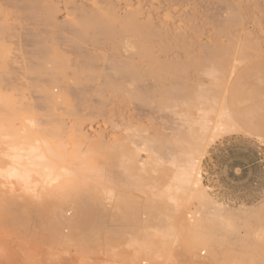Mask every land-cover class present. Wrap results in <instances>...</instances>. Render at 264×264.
Wrapping results in <instances>:
<instances>
[{"label": "bare ground", "instance_id": "bare-ground-1", "mask_svg": "<svg viewBox=\"0 0 264 264\" xmlns=\"http://www.w3.org/2000/svg\"><path fill=\"white\" fill-rule=\"evenodd\" d=\"M112 1L98 0L87 11L86 0H0V143L4 147H0V178L11 185L21 183L29 193H34L38 184L58 186L82 174L99 181L103 170L96 171L93 164L83 162L82 155L67 153L62 131L53 125L63 121L51 107L67 106L70 115L76 109L74 101L120 99L141 110L152 107L156 116L170 123L171 131L158 136L128 131L126 141L132 148L120 144L116 151L122 183L107 178L108 185L100 188L102 246L111 249L122 233L129 235L127 245L133 249L130 256H115L112 264H180L182 258L189 264H264V198L251 207H231L215 200L202 184L201 163L214 137L237 128L223 105L228 73L224 54L231 50L206 52L211 67L206 71H201L198 63L163 60L167 53L163 43L171 38L167 32L156 31L151 23L141 27L136 13L118 15L121 6L114 7ZM243 1L244 6L233 0L221 8L230 15L228 12L224 24H216L219 31L231 36L242 24V9L254 13L252 0ZM163 3L159 1V5ZM66 32L72 36L67 52L73 57L59 59L52 44L61 41ZM235 38L231 37L232 42ZM241 42L242 51L233 50V57L250 54V38ZM85 45L99 46L89 49ZM106 45L107 55L95 54L98 49L108 51ZM189 71L208 78L210 85L193 87L184 79ZM17 80L40 93L36 98L42 103L32 107L44 113L40 115L35 108L36 114L32 113L30 107L25 109L2 93L1 89L5 91ZM141 153L146 158L137 161ZM157 167L164 170V183L153 186L155 192L133 183L134 171L153 174ZM118 189L141 192L143 208L132 204L127 195L118 194ZM81 202L82 207L89 205L84 199ZM106 203L112 205L111 219H106L108 211L103 210ZM127 221L139 227H114ZM60 226L59 222L53 230L56 237L60 236ZM76 250L82 257L93 253L84 244L76 245Z\"/></svg>", "mask_w": 264, "mask_h": 264}, {"label": "rangeland", "instance_id": "rangeland-1", "mask_svg": "<svg viewBox=\"0 0 264 264\" xmlns=\"http://www.w3.org/2000/svg\"><path fill=\"white\" fill-rule=\"evenodd\" d=\"M96 1L98 2L86 0L85 9L91 11L92 3ZM159 1L113 0L112 5L116 7L120 4L118 15L136 13L137 23L141 27L151 23L156 31L164 29L167 32L171 38L163 43V48L167 51V58L164 57L163 60L180 64L198 63L202 66L200 70L206 71L204 69L211 68L207 63L206 52L211 53L221 48L231 50L230 54H224L228 73L223 105L226 111H230L234 126L240 128H234L236 132L221 133L222 135L214 137L208 148V155L201 163L202 184L209 188L208 192L212 197L228 206L256 205L264 198V0L250 2V7L254 9L253 15L248 9H242V24L234 28L231 36L219 31L216 24L227 21L229 10L226 13V9L221 8L227 7V3L228 6L231 5L233 0H161L164 1L162 5H159ZM237 1L244 6L243 0ZM70 13L72 18L75 17L74 12ZM175 35H179L180 39H174ZM231 37H236L235 41L232 42ZM245 38H250L251 41L252 46L248 44L250 54L233 57V50L242 51L241 41ZM71 39L72 36L66 32L63 41H56L57 45L53 42L52 46L59 59L73 57V54L67 52L70 49L67 41L70 44ZM97 46L99 45L86 47L95 49ZM106 48L108 51L98 49L95 54L107 55L109 46L106 45ZM1 71L0 66L2 80ZM184 79L193 87L210 85L208 78L194 71L186 73ZM70 82L72 85L73 81ZM19 83V80L12 82L5 91L1 89L2 93L22 103L21 107H30L31 112L36 114L33 109L35 107L32 106L41 102L36 98L40 93ZM74 102L76 116L68 114L67 106L62 104L51 107L55 116L63 121L60 125H53L58 132L62 131L61 137L68 144L67 153L82 155L83 162L93 164L92 168L96 171L103 170V175L99 181L95 176L82 174L58 186L38 184L32 191L34 193L24 191L19 182L12 183H17L16 187L11 185V181L0 178V264H112L116 261L115 256L132 255L133 249L127 245L130 238L127 234L120 233L111 249L102 246L100 188L108 185L107 178L115 183H122L117 167L120 160L116 151L120 144L132 148L126 141L128 131H147L150 136L167 135L171 131V125L164 117L156 116L158 114L151 110L152 107L141 110L120 99L100 102L104 104L96 100L93 103ZM127 110L130 112L127 113ZM35 111L40 115L44 113L39 108H35ZM195 112L192 110L196 116ZM0 147L4 148L1 143ZM140 158L145 160L146 155L141 153L136 160ZM163 174L161 167H157L153 174L134 171L133 183L144 190L155 192L153 186L164 183ZM19 187L21 188L16 190ZM117 193L127 195L132 204L140 210L143 208L145 199L138 190L118 189ZM83 199L89 203L88 206H81ZM92 203L99 205L94 207ZM103 210L108 211L106 219L113 217L112 205L106 203ZM59 222L62 226L59 227L60 236L56 237L53 230L58 227ZM114 227L125 230L127 227L136 229L139 225L127 221ZM80 244L91 248L94 254L82 257L76 250V245ZM185 259L182 258L180 264H187L188 260Z\"/></svg>", "mask_w": 264, "mask_h": 264}, {"label": "crops", "instance_id": "crops-1", "mask_svg": "<svg viewBox=\"0 0 264 264\" xmlns=\"http://www.w3.org/2000/svg\"><path fill=\"white\" fill-rule=\"evenodd\" d=\"M207 155H208V153H207ZM207 157V156H206ZM209 189V188H208ZM214 198V197H213ZM215 200H217L216 198H214ZM218 202H220V203H223V202H221V201H219V200H217ZM224 204V203H223ZM239 207H245V206H239Z\"/></svg>", "mask_w": 264, "mask_h": 264}]
</instances>
